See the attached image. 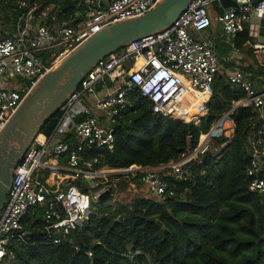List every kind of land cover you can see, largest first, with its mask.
Returning a JSON list of instances; mask_svg holds the SVG:
<instances>
[{
    "label": "built area",
    "instance_id": "obj_1",
    "mask_svg": "<svg viewBox=\"0 0 264 264\" xmlns=\"http://www.w3.org/2000/svg\"><path fill=\"white\" fill-rule=\"evenodd\" d=\"M159 1L83 0L86 7L83 19L74 23V14L54 27L46 23L47 10H39L34 0L18 1L22 11L15 31L0 38V130L30 87L65 55L103 27L143 15ZM234 1V6L216 15L224 33L232 41L248 28L249 35L257 38L264 30L261 24L264 0ZM219 4L220 0H191L170 27L110 53L86 74L58 110L60 115L53 131L49 135L39 133L14 169L0 210V264H12L13 242H27L23 220L28 218L32 207L36 209L29 220L39 221L49 239L60 243L86 221L92 200L101 198L106 189L112 195L114 187L109 181L128 177L129 185L134 187L136 180L153 198L173 196V190L162 178L163 168L170 167L173 175L186 178V166L211 152L214 137L224 135L230 139L234 135L231 112L237 107L251 106L257 112L247 136L249 160L245 173L248 190L264 199V79L259 85L258 80L244 71L236 51L229 57L233 65L225 75L228 82L240 85L245 96L232 101V107L199 135L195 147L189 146L179 158L156 166L95 167L92 160L82 158V152L91 146L113 150L115 128L135 89L150 101L153 113L182 122H190L180 117L186 111L185 99L195 98L190 93H206L202 102L205 110L199 117L206 114L221 64L204 30L212 25V6ZM251 17L259 23H249ZM246 47L264 68V42L248 41ZM47 51L52 56L42 58ZM16 78L22 81L15 82ZM61 156L65 158L61 160ZM86 177L96 181L94 193L80 189L79 183H86Z\"/></svg>",
    "mask_w": 264,
    "mask_h": 264
},
{
    "label": "trees",
    "instance_id": "obj_2",
    "mask_svg": "<svg viewBox=\"0 0 264 264\" xmlns=\"http://www.w3.org/2000/svg\"><path fill=\"white\" fill-rule=\"evenodd\" d=\"M18 1L0 0V38L15 31L22 11ZM34 1L39 10H47L45 20L51 27L74 14V23L85 16L83 0ZM69 1L72 5L63 11ZM209 29L212 33L211 26ZM252 40L244 28L229 47L244 54L242 69L261 85L264 68L257 64L251 49L245 48ZM51 56L47 51L42 58ZM244 96L240 85L228 82L219 72L206 114L199 117L203 114L195 108L201 106L199 101L188 103L180 117L192 120L182 122L153 113L150 101L135 89L115 128L113 150L91 146L82 152V158L92 160L95 167L167 164L189 146L195 147L199 135L232 107V101ZM59 115L57 111L48 119L40 133L49 135ZM231 117L234 135L230 139L214 137L215 143H226L217 152L192 160L186 166V178L173 175L170 167L163 168L162 178L173 196L156 199L138 195L128 202L115 201L111 195L94 199L83 225L60 243L49 239L39 221L26 218L23 224L28 240L12 246V264H264V199L248 190L245 173L247 136L257 112L242 106L233 109ZM79 186L89 191L87 183Z\"/></svg>",
    "mask_w": 264,
    "mask_h": 264
},
{
    "label": "water",
    "instance_id": "obj_3",
    "mask_svg": "<svg viewBox=\"0 0 264 264\" xmlns=\"http://www.w3.org/2000/svg\"><path fill=\"white\" fill-rule=\"evenodd\" d=\"M190 1L160 0L143 15L103 27L65 55L30 87L0 130V210L9 192L14 169L27 148L95 64L133 41L170 27ZM257 1L253 0L254 3ZM71 5L72 1H69L62 10ZM234 5V0H220L215 7L218 14H222ZM76 146L74 144L73 148ZM85 181L90 188L96 186V181L89 177ZM108 196L109 189L101 193L103 199Z\"/></svg>",
    "mask_w": 264,
    "mask_h": 264
},
{
    "label": "rangeland",
    "instance_id": "obj_4",
    "mask_svg": "<svg viewBox=\"0 0 264 264\" xmlns=\"http://www.w3.org/2000/svg\"><path fill=\"white\" fill-rule=\"evenodd\" d=\"M212 10H213V12H212L213 15L216 16L217 9H215V6L214 5L212 6ZM257 22H258V19H256L255 17H251L249 19V23H251V24H256ZM215 27H216V29H215L216 31H220V29L217 28V27H219L218 25H216ZM209 30H210L209 28H207V29L204 30V36H207V33L210 32ZM222 31H223V29H222ZM222 36H223V39L226 41L225 46L229 49V47H228L229 46V42H230L229 41V36L227 34H225L224 31H223ZM257 40H258L257 42H264V36L263 35H260ZM20 81H22L21 78H16L15 79V82L20 83ZM203 96L206 97L207 94L204 93ZM198 106H200V105L195 106V108L197 110H199L200 113H204V110L205 109H203L202 106H200V107H198ZM225 133L227 135L229 133L228 130ZM219 145L220 144L215 143L214 140H213V148H212L211 152H217V150H219V147H220ZM64 158H65L64 156H61L60 157L61 160H63ZM59 172H61V171H59ZM109 183H112V185L114 187L112 189V195L110 197L113 200H115V201L128 202L133 197L138 196V195L151 196L146 191L145 187L143 185H141L140 183H137L136 180H135V183L133 182L134 183V187L131 186V185H129V179H128V177H121L119 180H117V181H109ZM89 191H91L92 193H94L96 190L94 188H92V189L89 188ZM35 209H36V207H32L30 209V211L28 212V218L29 219H32V217H33V214L32 213H33V211ZM39 216H40V213L36 215V217H39ZM16 243L17 242H13L12 243V246L17 245ZM12 251H13V249H12ZM13 254H14V251H13Z\"/></svg>",
    "mask_w": 264,
    "mask_h": 264
},
{
    "label": "crops",
    "instance_id": "obj_5",
    "mask_svg": "<svg viewBox=\"0 0 264 264\" xmlns=\"http://www.w3.org/2000/svg\"><path fill=\"white\" fill-rule=\"evenodd\" d=\"M217 14H218V12L216 13V15ZM211 15H212V25H211L212 33L211 32H208L207 33V37L211 41L212 46H213V49H214V52L216 53V55L218 56V58L220 60V64H221L220 73L226 74V71L228 69H230L232 67V65H233L232 64L233 61L229 60V57L232 56L234 54V52L236 51L237 52V56L241 60V65L243 66V65L246 64L244 62V60H243L244 54L241 51L237 50V49H235V50L234 49H230L231 45H229L230 47L228 46L229 49L225 46L226 41L223 39V36H222V34H223L222 26L216 20V16L213 15V13ZM258 23H259V21L256 23V25ZM261 24L264 25V20L261 21ZM216 25L219 26L217 28H219L220 31H216L215 30L216 29V27H215ZM260 35H263L264 36V30H261L260 33H259V35H258V37L257 38H253L252 41H258L257 39L259 38ZM245 48H246V46H245ZM203 97L205 98V96H203ZM201 106H202V103H201ZM203 109H204V107H203ZM101 174H103V172H101ZM72 182H74V181H72Z\"/></svg>",
    "mask_w": 264,
    "mask_h": 264
},
{
    "label": "bare ground",
    "instance_id": "obj_6",
    "mask_svg": "<svg viewBox=\"0 0 264 264\" xmlns=\"http://www.w3.org/2000/svg\"><path fill=\"white\" fill-rule=\"evenodd\" d=\"M139 63H140V60H138L137 64H139ZM203 94H204V93H197V92H194V95H193L192 93H190V95L194 96L195 98L187 100V99H188V97H187V99H185V101H184V105H185V104H188V103L195 102V101H197V100H198L200 103H202L203 100H204ZM228 132H229V130H228Z\"/></svg>",
    "mask_w": 264,
    "mask_h": 264
}]
</instances>
